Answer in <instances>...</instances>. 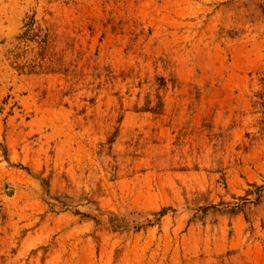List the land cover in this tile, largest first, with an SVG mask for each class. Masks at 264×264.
<instances>
[{
	"label": "rangeland",
	"instance_id": "374dc122",
	"mask_svg": "<svg viewBox=\"0 0 264 264\" xmlns=\"http://www.w3.org/2000/svg\"><path fill=\"white\" fill-rule=\"evenodd\" d=\"M0 264H264V0H0Z\"/></svg>",
	"mask_w": 264,
	"mask_h": 264
}]
</instances>
